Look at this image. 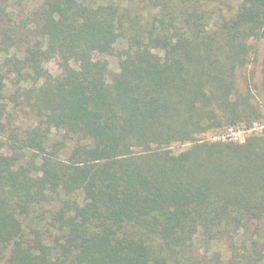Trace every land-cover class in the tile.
Wrapping results in <instances>:
<instances>
[{"label":"trees","instance_id":"16d2710c","mask_svg":"<svg viewBox=\"0 0 264 264\" xmlns=\"http://www.w3.org/2000/svg\"><path fill=\"white\" fill-rule=\"evenodd\" d=\"M22 1L0 0V264H264V131L205 137L264 120V0Z\"/></svg>","mask_w":264,"mask_h":264},{"label":"rangeland","instance_id":"374dc122","mask_svg":"<svg viewBox=\"0 0 264 264\" xmlns=\"http://www.w3.org/2000/svg\"><path fill=\"white\" fill-rule=\"evenodd\" d=\"M17 2H18L17 3L18 7L23 5V1L21 2V0H17ZM263 58H264V38L259 43L257 62L252 61V63H250L247 67V72L248 74L252 76L253 83L255 84V85L253 84V87H252L253 92L256 98L260 100L261 102H264V99L259 94V91L256 85L259 86L260 81H261V61ZM108 61L110 62V68L115 70V67H116L115 60L112 59V57L110 58L108 57ZM58 63H59L58 60L55 59L50 62H47L46 67L51 72L57 74L61 72V68L58 66ZM239 77L240 78L238 82L241 84V87H244L245 82L243 81L242 73H239ZM261 105L264 108V103ZM263 131H264V120L258 123H254L252 127L248 130L243 126H239L237 128H228L227 130L223 131L220 134L214 133V132L209 133L205 137L212 138L214 140L223 139V140L243 141L246 136L253 134V133L260 134Z\"/></svg>","mask_w":264,"mask_h":264}]
</instances>
